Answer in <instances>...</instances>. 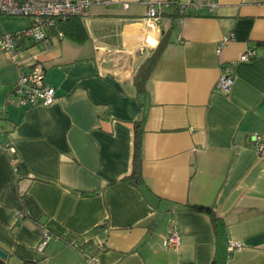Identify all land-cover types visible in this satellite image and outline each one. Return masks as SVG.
<instances>
[{
    "label": "crops",
    "instance_id": "1",
    "mask_svg": "<svg viewBox=\"0 0 264 264\" xmlns=\"http://www.w3.org/2000/svg\"><path fill=\"white\" fill-rule=\"evenodd\" d=\"M89 1L83 42L59 30L46 45L22 38L18 63L0 50V145L14 148L0 151V264H264V0H209L214 12L182 15L168 2L188 0ZM161 42L139 93L137 68ZM247 49L256 57L218 88L223 65ZM33 58L55 88L51 105L10 102ZM138 120L142 181L132 184L122 178ZM171 220L177 251L163 247ZM39 224L50 233L41 251ZM229 241L242 246L229 253Z\"/></svg>",
    "mask_w": 264,
    "mask_h": 264
},
{
    "label": "built area",
    "instance_id": "2",
    "mask_svg": "<svg viewBox=\"0 0 264 264\" xmlns=\"http://www.w3.org/2000/svg\"><path fill=\"white\" fill-rule=\"evenodd\" d=\"M111 0H103L102 3H109ZM191 5H203L210 13L214 12L217 3L209 0L201 2L188 0L179 3V14H185L186 8ZM127 7V4H123ZM90 13L89 0H0V15H24L30 19V24L21 30L14 32H4L0 35V50L6 52L10 58L17 62L18 51L16 43L22 38H27L35 43L46 45L49 41L50 33L61 21L72 16L81 18L87 17ZM147 21L154 23L160 17L159 9L152 4L147 5ZM55 31H58L56 28ZM61 34V31H59ZM228 37L217 45L216 53L219 54ZM256 57L255 49H247L238 58L223 65L221 74L217 79V87L227 91L234 82L232 69L237 62L248 61ZM44 71L42 66L33 58L25 68L19 65L18 77L13 85L11 103L30 107L34 105L48 106L55 102L56 91L51 85L44 82ZM1 130V128H0ZM261 138L255 136V139ZM262 146L259 145V149ZM0 151L14 152L13 147L0 145ZM41 235V242L37 249L41 251L50 239L47 227L39 224L37 227ZM180 244V232L177 223L171 220L168 225L167 235L164 238L163 247L168 251H177ZM241 243L229 241L226 249L229 253L241 248ZM92 264V260L89 261Z\"/></svg>",
    "mask_w": 264,
    "mask_h": 264
},
{
    "label": "trees",
    "instance_id": "3",
    "mask_svg": "<svg viewBox=\"0 0 264 264\" xmlns=\"http://www.w3.org/2000/svg\"><path fill=\"white\" fill-rule=\"evenodd\" d=\"M176 6V10L178 13L179 11V2L172 1L168 2V6ZM56 28L63 33L64 36L68 37L69 39L81 43L83 42L87 35L82 23L81 17L72 16L67 18L64 21H61L59 24L56 25ZM55 28V29H56ZM52 30V32L55 31ZM164 46V42H161L157 48L152 51L151 55L141 63L136 71L134 82L139 93L144 91V84L147 80L152 67L154 66L157 58L162 52V48ZM132 130H133V144H132V154H131V167L129 173L122 178V180L127 181L132 184H138L142 181L141 177V146H142V126L141 120L134 121L132 123ZM190 209L197 211V212H205L213 217L214 213L212 209L208 206L194 204L189 206Z\"/></svg>",
    "mask_w": 264,
    "mask_h": 264
},
{
    "label": "rangeland",
    "instance_id": "4",
    "mask_svg": "<svg viewBox=\"0 0 264 264\" xmlns=\"http://www.w3.org/2000/svg\"><path fill=\"white\" fill-rule=\"evenodd\" d=\"M28 17L24 15H0V28H11L12 26H19L26 23ZM31 48H34L32 46ZM36 51V50H35ZM28 50H24V55H28Z\"/></svg>",
    "mask_w": 264,
    "mask_h": 264
},
{
    "label": "water",
    "instance_id": "5",
    "mask_svg": "<svg viewBox=\"0 0 264 264\" xmlns=\"http://www.w3.org/2000/svg\"><path fill=\"white\" fill-rule=\"evenodd\" d=\"M0 257H2V258L7 257V253L1 247H0Z\"/></svg>",
    "mask_w": 264,
    "mask_h": 264
}]
</instances>
